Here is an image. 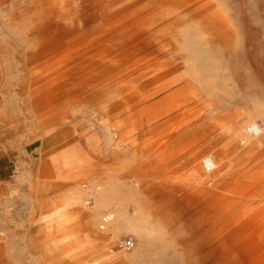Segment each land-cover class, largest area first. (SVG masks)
Instances as JSON below:
<instances>
[{
    "label": "rangeland",
    "instance_id": "rangeland-1",
    "mask_svg": "<svg viewBox=\"0 0 264 264\" xmlns=\"http://www.w3.org/2000/svg\"><path fill=\"white\" fill-rule=\"evenodd\" d=\"M263 250L264 0H0V264Z\"/></svg>",
    "mask_w": 264,
    "mask_h": 264
},
{
    "label": "built area",
    "instance_id": "built-area-1",
    "mask_svg": "<svg viewBox=\"0 0 264 264\" xmlns=\"http://www.w3.org/2000/svg\"><path fill=\"white\" fill-rule=\"evenodd\" d=\"M245 131H246L247 135H249L252 138H255L261 134L262 129L258 123H250L246 126ZM202 165L207 172H211L216 168V164L214 163V159L210 155H205L202 157ZM111 217L112 216H108V215L102 216V218L100 219V224H99L100 227L99 228L105 229L108 222L111 220ZM120 246L125 250H129L132 247V240L131 239H123L120 242Z\"/></svg>",
    "mask_w": 264,
    "mask_h": 264
},
{
    "label": "crops",
    "instance_id": "crops-1",
    "mask_svg": "<svg viewBox=\"0 0 264 264\" xmlns=\"http://www.w3.org/2000/svg\"><path fill=\"white\" fill-rule=\"evenodd\" d=\"M73 158V157H72ZM70 159V158H69ZM71 168L68 169V171L70 173ZM28 188L30 190L31 188V183L28 184ZM62 207V205L57 206V208L55 209V211L51 212L50 214H45L43 216V221H45V230H44V236L49 237V240L52 241L58 239L62 234V230L64 229L61 221L63 220L61 213H59L60 215H57L59 208ZM57 248L59 249L60 246H57Z\"/></svg>",
    "mask_w": 264,
    "mask_h": 264
},
{
    "label": "bare ground",
    "instance_id": "bare-ground-1",
    "mask_svg": "<svg viewBox=\"0 0 264 264\" xmlns=\"http://www.w3.org/2000/svg\"><path fill=\"white\" fill-rule=\"evenodd\" d=\"M144 7V6H143ZM146 7V6H145ZM142 10H144V8L142 9ZM154 16L155 15H153V16H151L150 18H154ZM149 17V16H148ZM147 18V17H146ZM156 18V17H155ZM131 20V17L129 16V17H127L126 19H125V21H130ZM136 23H137V21H136ZM117 25L115 24L114 25V27H116ZM143 26V25H142ZM138 29H142V27L140 26H138ZM144 30H146V28L144 29ZM50 32V31H49ZM113 34V33H112ZM146 35H147V33H145ZM148 36V35H147ZM41 37V36H40ZM48 37V36H47ZM51 38V37H50ZM49 38V39H50ZM150 38V37H149ZM139 41V40H138ZM141 41V40H140ZM138 43V42H137ZM177 91V90H176ZM176 91H174V92H176ZM173 96V95H172ZM184 110V109H183ZM169 111H171V109L170 110H166V111H163V112H160V114H158L157 116H155V117H153L152 119H154V118H158V117H160V116H163L164 117V121L162 122V123H170V121L172 120V118L171 117H169L170 115H169V113H167V112H169ZM138 114V113H137ZM169 115V116H168ZM168 116V117H167ZM140 124H142V123H140ZM143 125H140V127H142ZM174 134H177V133H174ZM173 134V135H174ZM262 134H263V129H262V132H261V134L258 136V137H255L256 139H258V138H260L261 136H262ZM163 137H165V136H163ZM174 137V136H173ZM170 138H172V136H168V138L167 139H165V142H168V141H170ZM191 138V137H190ZM172 142V141H171ZM173 144V143H172ZM211 156V155H210ZM213 158V157H212ZM214 159V163L216 164V168L218 167V162H217V159L214 157L213 158ZM203 166V165H202ZM204 168V167H203ZM216 168L213 170V171H211V172H215L216 171ZM205 170V169H204ZM206 171V170H205ZM137 221V220H136ZM135 222V221H134ZM255 226V225H254ZM253 228V227H252ZM231 231V230H230ZM227 233V232H226ZM259 233V232H258ZM222 235H224V234H222ZM222 237V236H221ZM217 238V237H216ZM220 238V237H219ZM236 238V237H235ZM72 240H74V237H72V236H66V237H64V238H62L61 239V241L59 242L60 244V247H63V244L64 243H69V242H71ZM232 242H234V241H232ZM71 244V243H70ZM72 249V248H71ZM218 249V248H217ZM70 251H72V250H70ZM215 251V250H214ZM264 251V250H263ZM69 253V252H68ZM231 253V252H230ZM262 253V252H261ZM229 255V254H228ZM228 255H226V256H228ZM235 255H236V253H235ZM232 256V255H231ZM258 256V255H257ZM236 257V256H235ZM263 259H264V257H263ZM256 260V259H255ZM253 262V261H252ZM256 262H257V260H256ZM262 263V262H261ZM260 263V264H261ZM264 263V262H263ZM246 264V263H245Z\"/></svg>",
    "mask_w": 264,
    "mask_h": 264
}]
</instances>
